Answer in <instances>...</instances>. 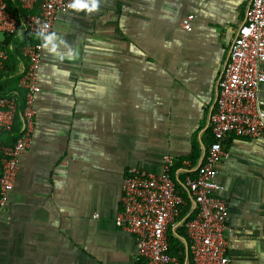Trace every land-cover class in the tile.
Here are the masks:
<instances>
[{
  "label": "crops",
  "instance_id": "obj_1",
  "mask_svg": "<svg viewBox=\"0 0 264 264\" xmlns=\"http://www.w3.org/2000/svg\"><path fill=\"white\" fill-rule=\"evenodd\" d=\"M92 3L59 16L54 39L42 41L35 122L2 213L0 264H146L115 225L126 172L159 175L171 155L181 191L212 142L217 83L250 0ZM188 15L191 32L180 28ZM25 40L0 35V97L17 104L26 62L13 45ZM7 144L1 134L0 158ZM225 149L215 181L229 207L228 257L264 264V137H229ZM184 198L182 216L192 219Z\"/></svg>",
  "mask_w": 264,
  "mask_h": 264
},
{
  "label": "built area",
  "instance_id": "obj_2",
  "mask_svg": "<svg viewBox=\"0 0 264 264\" xmlns=\"http://www.w3.org/2000/svg\"><path fill=\"white\" fill-rule=\"evenodd\" d=\"M83 0H17L28 14L24 21L7 10L0 0V35L10 37L26 32L31 42L22 48L26 62L20 80L24 90L22 130L11 145L1 148L0 222L9 193L18 172L19 160L30 145V131L34 126L36 95L40 92L39 69L43 61V39L47 37L59 16L67 15ZM193 16L180 22L185 32L192 31ZM43 33V35H38ZM7 60L0 49V72ZM264 0H250L244 22L238 27L230 44L225 68L217 83L215 108L209 123L212 142L203 161L192 177L186 172L182 190L172 178L174 157L165 155L159 175L131 168L122 181L121 210L115 218L117 228L133 235L136 256L146 264H180L169 254L167 235L183 228L187 250L193 264H231L224 237L229 219V207L218 193L223 187L215 181L220 165L228 157L229 137L259 139L264 137ZM18 104L15 99L0 97V135L9 133L14 125ZM183 165L190 167V162ZM184 196L194 206L195 217L182 216L186 205Z\"/></svg>",
  "mask_w": 264,
  "mask_h": 264
},
{
  "label": "trees",
  "instance_id": "obj_3",
  "mask_svg": "<svg viewBox=\"0 0 264 264\" xmlns=\"http://www.w3.org/2000/svg\"><path fill=\"white\" fill-rule=\"evenodd\" d=\"M4 2L6 4L7 10L10 13H12L17 18L18 21H24L28 12L20 8L17 0H4ZM22 33L26 35L25 42L21 46L19 45L18 47L15 44L13 45V47L15 48L14 49L15 52L20 54V56H22V48L31 42V39L28 33L26 32H22ZM16 35L10 36V37L4 36V38L12 42L13 38ZM4 52L7 54V51H4ZM22 111H23V101L18 103V110L15 116V121H14V125L12 127L11 132L2 134L3 138L8 139L7 145H12L20 137L21 130H22L21 129L22 128L21 127L22 126V119H21ZM172 173H173V170H172ZM167 238H168V244H169V254L175 257L179 261L180 264H184V262H187V264H193L192 257L187 250L188 239H187L184 229L179 228L175 232L170 231L167 235Z\"/></svg>",
  "mask_w": 264,
  "mask_h": 264
},
{
  "label": "clouds",
  "instance_id": "obj_4",
  "mask_svg": "<svg viewBox=\"0 0 264 264\" xmlns=\"http://www.w3.org/2000/svg\"><path fill=\"white\" fill-rule=\"evenodd\" d=\"M69 6L75 8V5L74 4H70ZM98 7H99V0H93V3L90 5V8L94 10V9H96ZM78 10L83 11L85 9L83 7H81ZM38 35H43V33H38ZM45 39H50V40L51 39H54V35L53 36L45 37Z\"/></svg>",
  "mask_w": 264,
  "mask_h": 264
}]
</instances>
